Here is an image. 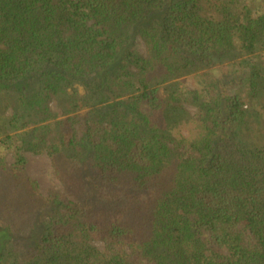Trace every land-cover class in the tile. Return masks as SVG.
<instances>
[{"label": "trees", "instance_id": "obj_1", "mask_svg": "<svg viewBox=\"0 0 264 264\" xmlns=\"http://www.w3.org/2000/svg\"><path fill=\"white\" fill-rule=\"evenodd\" d=\"M0 264H264V0H0Z\"/></svg>", "mask_w": 264, "mask_h": 264}, {"label": "rangeland", "instance_id": "obj_2", "mask_svg": "<svg viewBox=\"0 0 264 264\" xmlns=\"http://www.w3.org/2000/svg\"><path fill=\"white\" fill-rule=\"evenodd\" d=\"M138 49L143 52V44L141 41H139ZM186 86L192 87V83L190 81H185L184 83ZM53 108L56 109V107L53 105ZM187 109L190 111H193L192 107L187 106ZM250 110L252 111V114H254L256 117L262 116L263 111L260 110V105L254 104L250 107ZM250 112V111H249ZM26 170L29 176L32 178H35L39 185L40 190L43 194H46L49 188H51L55 184V180L52 177L51 174V166L50 162L47 156L45 155H31L26 154ZM8 161H11V156H8Z\"/></svg>", "mask_w": 264, "mask_h": 264}]
</instances>
